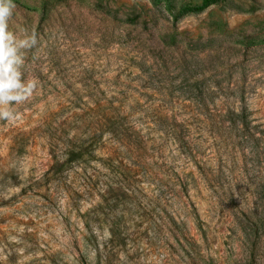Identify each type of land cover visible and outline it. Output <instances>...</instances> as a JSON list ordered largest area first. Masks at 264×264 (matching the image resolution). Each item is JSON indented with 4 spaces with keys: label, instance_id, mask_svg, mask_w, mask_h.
<instances>
[{
    "label": "rangeland",
    "instance_id": "1",
    "mask_svg": "<svg viewBox=\"0 0 264 264\" xmlns=\"http://www.w3.org/2000/svg\"><path fill=\"white\" fill-rule=\"evenodd\" d=\"M50 1L42 18L45 0H14L10 21L17 33L38 31L41 76L32 98L14 106L19 119L0 120V264H264L257 155L244 165L238 153L225 187L232 199L184 163L151 108L131 114L127 105L113 118L118 131L107 120L117 90L129 102L151 97L135 88L158 79L141 78L131 60L150 53L152 23L125 19L155 12L157 29L181 37L177 47L153 49L169 60L163 83L185 82L178 59L194 70L200 59V81L231 88L213 95L216 102L246 104L256 130L264 128V0ZM185 98L177 89L170 99L192 115ZM190 134L217 171L215 136ZM75 148L83 155L71 160Z\"/></svg>",
    "mask_w": 264,
    "mask_h": 264
},
{
    "label": "trees",
    "instance_id": "2",
    "mask_svg": "<svg viewBox=\"0 0 264 264\" xmlns=\"http://www.w3.org/2000/svg\"><path fill=\"white\" fill-rule=\"evenodd\" d=\"M53 2L50 0H45L43 6L42 18H46L48 11L52 8ZM152 17L149 19L141 20L140 15L134 17H127L125 22L127 24H140L143 22L152 23V27L149 28L148 35L151 40L150 53H139L132 57L131 66L139 67V76L141 78H146V74L149 75V79H158L156 84L142 79L143 84L139 87L137 86L135 90L140 94L149 93L151 91V97H148L146 102H140L139 99L134 98L133 102H129L127 99L128 92L125 89L117 90L118 96L112 98L108 103L110 111V117L107 118L111 122L110 128L113 131H118L121 126L117 124L116 120L113 118H118L123 109L127 105L130 107V113H136L139 109L145 107V105L153 110V116L151 120L153 122L160 124L165 127L167 134L173 137L176 142L180 156L183 157L184 163L187 165L196 164L201 173L207 179V185L213 188H219L222 196H227L233 199L234 194L226 190L227 179L229 178V173L234 169V166L238 162L237 155L242 152L244 158V165H248L252 155L258 156V163L256 166L262 169L264 178V128L257 131V126L253 124V119L250 117L251 112L246 104H241V106H236L235 102L229 100H224L223 103L219 104L216 102L215 96L219 92L226 93L231 90L230 86L223 87L221 83H217L216 86L210 87L205 84V80L200 81L202 76L201 72L205 69L203 63L198 59L197 63L199 67L194 70L192 67L193 61L189 62L187 58L183 57L184 61L178 59L179 65L176 67L180 68V72L177 76H183L184 83L180 85L165 84L162 79L170 76V66L167 57L155 54L153 49L157 46H162L163 48H172L179 46L181 42L180 33L178 30L169 31L168 27L161 26L157 29L159 25V19L155 12H151ZM264 23V21L259 24ZM156 29V31H155ZM38 34V31H35ZM40 59V54L37 51V47L30 50L27 53L26 66L24 69L25 79L35 78L36 80L41 76V67L38 66V61ZM148 64H151L150 66ZM148 65V69H147ZM153 71L150 68H153ZM200 70V72H199ZM190 79H195L193 82H189ZM130 89L131 87L128 86ZM177 89H181L187 98L185 100L189 101L190 104L194 105V111L192 115H186L187 109L185 111L177 109L181 102L170 99L172 93ZM146 90V92H145ZM144 92V93H143ZM143 93V94H142ZM156 94L166 97V99H161L160 101L156 98ZM212 95V96H211ZM209 96V97H208ZM115 102L117 104H115ZM95 106L99 109L105 107L104 103L100 100L95 101ZM186 108V107H185ZM146 119H150L147 118ZM203 132L210 131L215 136L214 145L216 146L215 153L218 154L217 160V171L214 172L213 164L209 161L202 162V153L198 151V147H194L192 142L191 132ZM258 132H263L258 135ZM250 141H255V144L251 146ZM250 149V151H249ZM76 148L70 150L72 156L71 160L79 159L83 155L82 151L78 154L76 153ZM248 152V153H246ZM228 173V175H227ZM263 196L264 197V184L262 185ZM261 199V198H260ZM235 201V199H234ZM242 213L247 212L242 209Z\"/></svg>",
    "mask_w": 264,
    "mask_h": 264
},
{
    "label": "clouds",
    "instance_id": "3",
    "mask_svg": "<svg viewBox=\"0 0 264 264\" xmlns=\"http://www.w3.org/2000/svg\"><path fill=\"white\" fill-rule=\"evenodd\" d=\"M16 8L14 0H0V120L19 119L15 105L28 102L36 89L35 78L25 79L27 53L39 43L35 31L17 33L10 27Z\"/></svg>",
    "mask_w": 264,
    "mask_h": 264
}]
</instances>
